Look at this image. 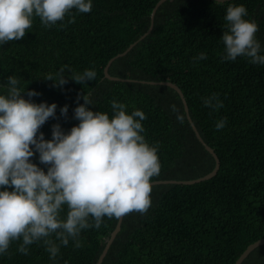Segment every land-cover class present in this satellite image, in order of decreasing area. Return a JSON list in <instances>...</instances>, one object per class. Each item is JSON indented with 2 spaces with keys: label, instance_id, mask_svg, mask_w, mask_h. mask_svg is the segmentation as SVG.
Masks as SVG:
<instances>
[{
  "label": "trees",
  "instance_id": "trees-1",
  "mask_svg": "<svg viewBox=\"0 0 264 264\" xmlns=\"http://www.w3.org/2000/svg\"><path fill=\"white\" fill-rule=\"evenodd\" d=\"M157 1L92 0L89 13L73 9L48 27L34 16L23 38L0 45V93L8 77L15 76L25 99L56 103L55 117L39 129L45 139H51L53 124L65 132L78 124L73 109L84 103V95L93 102L90 110L110 118L113 99L126 104L128 113L140 109L146 116L142 134L157 146L161 165L151 181L196 179L209 173L215 161L197 139L180 95L167 85L141 81L175 83L220 167L194 184L152 185L151 206L143 214L123 215L101 264H234L250 243L264 237V65L243 56L223 59L220 37L227 30L229 4H243L245 19L258 25L255 37L264 55V0H166L151 31L109 66L110 75L129 80L104 77L108 60L147 31ZM200 52L207 58L194 61ZM85 69L95 70L93 80L71 79ZM49 76L53 81L46 80ZM61 78L65 83L56 84ZM29 90L40 95L28 97ZM212 94L222 107L203 104ZM64 105L67 116L60 115ZM222 118L224 127L216 129ZM30 159L47 170L37 155ZM117 219L103 217L99 228L81 230L80 246L70 239L54 260L42 242L29 245L24 255L16 250L21 241H13L0 264H95ZM241 264H264V244Z\"/></svg>",
  "mask_w": 264,
  "mask_h": 264
},
{
  "label": "clouds",
  "instance_id": "clouds-1",
  "mask_svg": "<svg viewBox=\"0 0 264 264\" xmlns=\"http://www.w3.org/2000/svg\"><path fill=\"white\" fill-rule=\"evenodd\" d=\"M73 9L89 13L92 0H0V45L23 38L34 16L48 27L63 21ZM247 14L243 4L227 7V30L220 37L223 59L243 56L252 64L264 65L255 37L258 25L245 19ZM73 21L71 17L69 23ZM206 58L200 52L193 60ZM95 76V70L85 69L71 79L82 84ZM46 80L53 81L51 76ZM18 83L9 76L6 91L0 93V255L7 254L13 241H21L16 250L24 255L29 245L42 242L54 260L70 239L79 247L81 230L99 228L103 217L148 210L151 178L159 174L161 165L157 146L142 134L146 119L142 110L128 113L126 104L113 99L110 118L106 112L90 110L87 106L93 102L84 95V103L73 109L78 124L67 132L59 123L53 124L51 139H45L39 129L55 117L57 105L25 99ZM64 83L61 78L56 84ZM38 95L27 91L28 97ZM203 104L213 110L223 106L216 94L203 98ZM67 112L68 105L60 108V115ZM224 124L222 118L215 128ZM34 155L47 165L46 171L32 162Z\"/></svg>",
  "mask_w": 264,
  "mask_h": 264
},
{
  "label": "water",
  "instance_id": "water-1",
  "mask_svg": "<svg viewBox=\"0 0 264 264\" xmlns=\"http://www.w3.org/2000/svg\"><path fill=\"white\" fill-rule=\"evenodd\" d=\"M166 0H158L156 2V4L154 5L152 11H151V14H150V25H149V28L147 29V31L145 33H143L136 41L132 42L131 44H129V46L121 53H118L117 55L113 56L112 58H110L107 62V64L105 65L104 67V77L108 78V79H111V80H129V79H123V78H119L117 76H112L109 74L108 72V69H109V66L110 64L112 63V61H114L116 58L120 57V56H123L125 55L139 40L143 39L152 29L153 27V21H154V16H155V13L157 11V9L159 8V6ZM225 1V0H222V2ZM142 83H148V84H158V85H167L171 88H173L181 97L182 99V102H183V105H184V110H185V114H186V117H187V120L188 122L190 123L197 139L204 145V147L206 148V150L213 156L214 158V161H215V165H214V168L207 174L201 176V177H198L196 179H190V180H153L151 181L152 185H155V184H168V183H173V184H194L196 182H200L202 180H206V179H209L211 177H213L214 175H216L219 167H220V161L217 157V155L215 154L214 150L205 143V141L202 139V137L200 136L197 128L195 127V125L193 124L192 122V119L189 115V111H188V106H187V103H186V100L184 98V95L181 91V89L175 84V83H172L170 81H141ZM122 217L118 218L117 219V222H116V225H115V228L111 231L109 237H107L105 239V246L100 254V256L98 257L97 261L95 264H101L102 260H103V257L105 256L106 254V251L107 249L109 248L111 242L113 241V239L115 238L116 234L118 233V231L120 230V226H121V222H122ZM264 244V237L263 238H260L252 243H250L243 251L242 253L239 255V257L236 259V261L234 262V264H241L242 261L248 256V254L253 250L255 249L256 247L260 246V245H263Z\"/></svg>",
  "mask_w": 264,
  "mask_h": 264
}]
</instances>
